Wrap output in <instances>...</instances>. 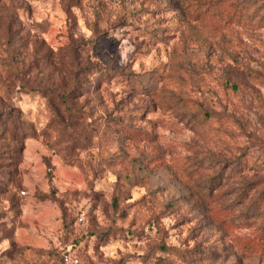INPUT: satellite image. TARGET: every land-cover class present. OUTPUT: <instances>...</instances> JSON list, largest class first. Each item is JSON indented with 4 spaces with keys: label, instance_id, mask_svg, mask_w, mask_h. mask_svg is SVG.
Listing matches in <instances>:
<instances>
[{
    "label": "rangeland",
    "instance_id": "obj_1",
    "mask_svg": "<svg viewBox=\"0 0 264 264\" xmlns=\"http://www.w3.org/2000/svg\"><path fill=\"white\" fill-rule=\"evenodd\" d=\"M260 1L0 0V264H264Z\"/></svg>",
    "mask_w": 264,
    "mask_h": 264
},
{
    "label": "trees",
    "instance_id": "obj_2",
    "mask_svg": "<svg viewBox=\"0 0 264 264\" xmlns=\"http://www.w3.org/2000/svg\"><path fill=\"white\" fill-rule=\"evenodd\" d=\"M196 3L197 6V10H195L196 12H198L199 15H203V14H208L209 11L207 10H203L204 7H208L209 5H211L213 3V0H193ZM258 4L255 7V9L257 10L258 8H260L262 6V3L260 0H257ZM239 4V3H238ZM237 4V5H238ZM236 5V6H237ZM263 5H264V0H263ZM234 15L231 16V20L233 19ZM249 249H254L255 245H250L248 246Z\"/></svg>",
    "mask_w": 264,
    "mask_h": 264
},
{
    "label": "built area",
    "instance_id": "obj_3",
    "mask_svg": "<svg viewBox=\"0 0 264 264\" xmlns=\"http://www.w3.org/2000/svg\"><path fill=\"white\" fill-rule=\"evenodd\" d=\"M83 221V218H80V222H82ZM64 260H65V262H72L73 260H72V257L69 255V254H65L64 255ZM75 264H77V260H75V261H73Z\"/></svg>",
    "mask_w": 264,
    "mask_h": 264
}]
</instances>
